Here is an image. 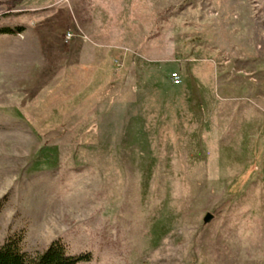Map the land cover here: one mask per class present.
I'll return each mask as SVG.
<instances>
[{
	"label": "rangeland",
	"instance_id": "1",
	"mask_svg": "<svg viewBox=\"0 0 264 264\" xmlns=\"http://www.w3.org/2000/svg\"><path fill=\"white\" fill-rule=\"evenodd\" d=\"M8 238L77 264H264V0L0 6Z\"/></svg>",
	"mask_w": 264,
	"mask_h": 264
},
{
	"label": "trees",
	"instance_id": "2",
	"mask_svg": "<svg viewBox=\"0 0 264 264\" xmlns=\"http://www.w3.org/2000/svg\"><path fill=\"white\" fill-rule=\"evenodd\" d=\"M22 0H3L0 6L7 9L14 8ZM4 32L11 33L7 29ZM90 260L89 253L71 255L66 245L61 240L53 241L44 251L30 256L23 252L20 247V240L8 238L0 245V264H77Z\"/></svg>",
	"mask_w": 264,
	"mask_h": 264
},
{
	"label": "built area",
	"instance_id": "3",
	"mask_svg": "<svg viewBox=\"0 0 264 264\" xmlns=\"http://www.w3.org/2000/svg\"><path fill=\"white\" fill-rule=\"evenodd\" d=\"M170 79L174 84H179L181 82L180 75L177 72L171 73Z\"/></svg>",
	"mask_w": 264,
	"mask_h": 264
},
{
	"label": "water",
	"instance_id": "4",
	"mask_svg": "<svg viewBox=\"0 0 264 264\" xmlns=\"http://www.w3.org/2000/svg\"><path fill=\"white\" fill-rule=\"evenodd\" d=\"M213 215L211 213H206L203 220L204 222H209L212 219Z\"/></svg>",
	"mask_w": 264,
	"mask_h": 264
}]
</instances>
